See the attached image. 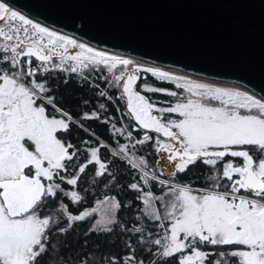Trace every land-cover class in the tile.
<instances>
[{
  "label": "snow or ice",
  "instance_id": "snow-or-ice-1",
  "mask_svg": "<svg viewBox=\"0 0 264 264\" xmlns=\"http://www.w3.org/2000/svg\"><path fill=\"white\" fill-rule=\"evenodd\" d=\"M0 22V264H44L51 258L54 249L50 234L58 220L41 213L50 198L64 192L56 180L65 181L60 173L73 167L78 151L71 143L58 139L57 133L68 132L72 125L83 127L69 112L56 106L47 80H37V74L44 76L59 70L88 79L85 70L101 68L113 77V87L122 88L120 98H126L127 114L139 125L134 130H150L167 138H154L145 131L135 144L152 142L159 152L168 154L178 172L187 171L197 161L216 169L225 157L242 158V164L229 159L209 177L213 181L210 187L196 189L161 180L148 170L144 157L137 158L127 143L120 145L112 152L114 157L125 159L137 169L145 186L154 181L167 189L157 197L144 192L140 183L129 185L144 192V215L159 222L163 235L152 239V233L143 226L125 229L118 224L114 211L96 221L91 230L111 233V226L118 225L121 231L139 233L138 243L157 246L154 255L175 257L178 264H230L232 258H236V264H264V98L156 67L142 69L133 59L110 55L34 22L4 0H0ZM70 49L77 51L73 54ZM33 58L39 62L35 67ZM141 69L161 81L174 83L184 94L146 82L137 91L134 86L142 79L138 75ZM101 78L106 80L108 76ZM143 91L163 93L175 97L176 102L165 101L167 106L159 107ZM45 103L59 116H50ZM169 114H178L180 119L165 120ZM83 118L99 117L85 113ZM115 131L125 135L123 128ZM127 137L131 139L132 132H127ZM89 151L90 158L79 165L67 184L75 186L89 164L99 166L97 176L108 172L110 162L100 159V147ZM222 180L230 183L221 185ZM69 195L74 202L81 199L75 191ZM108 199L113 201V210L121 207L114 197ZM60 211L69 223L58 231L66 233L72 222L85 220L97 209L72 215L62 205ZM201 246L234 247L210 259L215 254L202 251ZM126 247V257H111L107 264H144L136 257L131 239ZM80 264L87 262L82 259Z\"/></svg>",
  "mask_w": 264,
  "mask_h": 264
},
{
  "label": "trees",
  "instance_id": "trees-1",
  "mask_svg": "<svg viewBox=\"0 0 264 264\" xmlns=\"http://www.w3.org/2000/svg\"><path fill=\"white\" fill-rule=\"evenodd\" d=\"M86 72L88 79L71 74H59L58 72L49 74L47 77L36 76L37 80H47V84L51 88L49 95L55 98L56 106L69 112L74 120L83 125V127L72 125L68 132H58V136L63 142L71 143L78 150L77 156L72 162L73 167L69 168L66 173L69 175L68 178H72L77 173L79 165L86 163L87 159L90 158L89 150L91 148L100 147V159L106 163L110 162L108 163V172L103 176L96 175L98 165L89 164L85 172L79 174L80 179L75 186L67 183L62 185V181L56 180L64 192L58 193L55 198H50L49 203L41 213V215H52L54 220H58L50 234V243L54 250L51 253V258L46 259L44 264H80L82 259L86 260L87 264H107L111 257L119 259L129 254V249L126 247L129 239H131L132 247L135 249L136 257L143 260L144 264H152L153 261L156 264H169V260L170 264H178L175 257L161 258L154 255L157 252V246L138 243L139 233L121 231L118 225L111 226L113 228L111 233L92 231L91 229L96 223L95 215L87 217L83 221L72 222V227L66 233L58 231L60 228L67 227L69 223L67 217L60 211L62 205H66L67 211L72 215H80L85 211L94 209L96 204L104 202L106 198L114 197L121 205L117 215L118 224L124 225L125 229L143 226L147 232L152 233V239L163 235V230L158 228L159 222L144 215L145 205L142 197L144 192L149 191L158 197L167 189L154 181L150 182V186H145L137 169L132 168L125 159L112 155L114 150L126 143L129 145L130 152L137 158L144 157L148 161L150 172H155L163 179H169L170 182L176 184L206 187L205 182L208 173L204 172L208 170V165L203 162L198 161L195 165L189 166L187 171L165 178L158 168L160 157L152 142L143 145L136 144L135 147L130 146L132 140L142 139L145 131L134 130L139 125L127 114L126 99L120 98L121 88L113 87L112 76L107 73L106 69L87 70ZM105 75L108 76L106 80L101 78ZM141 78L137 91H141V85L146 82L149 86L184 94L183 90L177 89L174 83L161 81L153 77L151 73L144 72L141 74ZM101 93H106V95H101ZM142 94L157 102L159 107L167 106L163 103L165 101L173 104L176 102L175 97L163 93L143 91ZM108 97L112 99H108ZM85 113L89 115L95 113L99 118L84 119ZM170 115L172 114L166 115L165 120L170 119ZM116 128H123L125 135H118L115 131ZM127 132H132L131 139L127 137ZM149 135L154 138L159 136L155 133ZM108 173H111V176ZM132 183H140L144 192L131 189L129 185ZM73 191L81 197L78 202H74L69 195ZM233 247L215 246L214 248L219 253L220 251L230 252ZM148 248H151V251H147ZM218 253H214V257L210 259L219 258ZM230 264H236V258H232Z\"/></svg>",
  "mask_w": 264,
  "mask_h": 264
},
{
  "label": "water",
  "instance_id": "water-1",
  "mask_svg": "<svg viewBox=\"0 0 264 264\" xmlns=\"http://www.w3.org/2000/svg\"><path fill=\"white\" fill-rule=\"evenodd\" d=\"M4 2L34 22L97 49L139 57L159 69L178 68L240 84L264 98V0ZM158 154L168 160L167 153ZM166 169L165 178L176 171L172 161Z\"/></svg>",
  "mask_w": 264,
  "mask_h": 264
},
{
  "label": "flooded vegetation",
  "instance_id": "flooded-vegetation-1",
  "mask_svg": "<svg viewBox=\"0 0 264 264\" xmlns=\"http://www.w3.org/2000/svg\"><path fill=\"white\" fill-rule=\"evenodd\" d=\"M38 103H41L40 101H38ZM45 107H46V109H47V112H48V114L50 115V116H53V115H55V116H59V114L57 113V112H55L54 110H53V107L51 106V105H48V104H46L45 103V105H44ZM58 107V106H57ZM59 108V107H58ZM174 131H175V129H173ZM57 138L58 139H61L60 138V136H58V133H57ZM163 139V138H162ZM165 140H167V139H165ZM160 157V156H159ZM165 158H166V154H165V156H164V158L163 157H160V159H159V161H160V169L162 170V173L164 174L165 172H166V168H167V166H168V164H169V161L168 160H165ZM229 159H231V161L234 163V164H242V158L240 159V158H230V157H226L225 159H224V161H221V162H219L218 164H217V166H216V169H213L211 166H209L208 165V170L207 171H205L204 173H208L207 175H206V187H202L201 189H203V188H207V187H210L212 184H213V181L211 180V179H209V177H211L215 172H216V170L217 169H222V165H223V163L224 162H226V161H228ZM198 162V161H197ZM189 166H191V165H189ZM67 172H62L61 174H64L63 176L65 177V180L68 178V174H66ZM173 173H175V174H179V172L178 171H174ZM203 173V174H204ZM60 174V175H61ZM58 180V179H57ZM56 183H58L57 181H56ZM220 183H221V185H224V184H229L230 182L229 181H227V180H222V181H220ZM59 184V183H58ZM62 185H66V181H62ZM221 190H223V188L221 189ZM58 193H60V192H58ZM57 193V194H58ZM215 246H201V250L202 251H206V252H210V253H218L217 251H215V248H214ZM179 255V254H178ZM212 257H214V256H212ZM211 258V257H210Z\"/></svg>",
  "mask_w": 264,
  "mask_h": 264
},
{
  "label": "bare ground",
  "instance_id": "bare-ground-1",
  "mask_svg": "<svg viewBox=\"0 0 264 264\" xmlns=\"http://www.w3.org/2000/svg\"><path fill=\"white\" fill-rule=\"evenodd\" d=\"M124 56H126L127 58H130V59H133L134 61H136L141 66L146 65V67H150V66H148L149 63H146V61H144L143 59H141L139 57L135 58V57H133L132 55H129V54H126ZM162 69L173 71L172 74H175L177 76H186V77H188L191 80H195V81H198V82H201V83H207V84H212V85H221V86H224V87H231V88H234V89H237V90H240V91H246L249 94H253V95H255L258 98H262L258 93L254 92V91H250L246 87H244V86H242L240 84L235 85V83H233V82H228V81L222 82V81H219V80H213L212 81V80H209L208 78H205V77H202V76L198 77L197 75H195V74H193L191 72H188V71L185 72L184 70L178 69V68L171 69L170 67H167V68H162ZM174 72H178V73H174ZM160 157H162V156H160ZM165 160H166V158H165Z\"/></svg>",
  "mask_w": 264,
  "mask_h": 264
},
{
  "label": "rangeland",
  "instance_id": "rangeland-1",
  "mask_svg": "<svg viewBox=\"0 0 264 264\" xmlns=\"http://www.w3.org/2000/svg\"><path fill=\"white\" fill-rule=\"evenodd\" d=\"M125 58H127L126 56H124ZM150 67H153V66H150ZM143 68H147L146 67V65H143L142 66V69ZM157 68V67H156ZM141 69V71L139 72V74H142V73H144V71ZM162 71H168V72H170L171 74L173 73V71H169V70H165V69H161ZM87 70H85V72H86ZM174 73H178V72H174ZM173 75H175V74H173ZM177 76V75H176ZM111 83L113 84V77L111 78ZM212 85V84H211ZM213 86H216V87H224V86H221V85H213ZM228 86V85H227ZM224 88H231V87H224ZM232 89H234V88H232ZM121 92H122V88H121ZM258 98V97H257ZM169 118L170 119H180V117L178 116V114H172V115H170L169 116ZM162 139V138H161ZM160 161H159V163H158V168H159V170H161L160 169ZM160 166V167H159ZM161 172H162V170H161ZM157 176H158V174H156ZM164 175V174H163ZM159 178L161 179V180H167V181H169L170 182V180L169 179H163L162 178V176H159ZM170 183H172V184H176V183H173V182H170ZM193 188H196V189H201V187H194L193 186ZM112 203H113V201L111 200V199H108V200H105L104 202H99L98 204H96V206H95V208L94 209H97V211H95V212H93L92 213V215H95V221H98V220H100L106 213H111V212H113L114 211V215H115V219L117 220V215H118V210L119 209H115V210H113L112 208H111V205H112ZM156 203V206L157 207H159V204H160V202L159 201H156L155 202ZM92 215H90L89 217H92ZM204 247V246H203Z\"/></svg>",
  "mask_w": 264,
  "mask_h": 264
},
{
  "label": "built area",
  "instance_id": "built-area-1",
  "mask_svg": "<svg viewBox=\"0 0 264 264\" xmlns=\"http://www.w3.org/2000/svg\"><path fill=\"white\" fill-rule=\"evenodd\" d=\"M3 22H0V24H2ZM87 45H89V44H87ZM89 46H91V47H94V46H92V45H89ZM95 48V47H94ZM97 49V48H96ZM97 50H100V51H104V52H107L108 54H110V55H119V56H121L120 54H118V53H116L115 51H108V50H106V49H97ZM75 51H77V50H75V49H70V52L71 53H75ZM39 62H37V61H35V59L33 58V67H35V66H37V64H38ZM55 72H58L59 74H61V73H65V74H71L72 76H74V75H76V76H78V77H81L80 75H78V74H74V73H66V72H63V71H59V70H55V71H52V72H50V73H47V74H45L44 76H42V77H47V76H49V74H53V73H55ZM37 76H41L40 74H37ZM84 76L85 77H88V74H87V72H85L84 73ZM82 78V77H81ZM133 136V135H132ZM135 141L136 140H132L131 142H130V146H132L133 147V144H135ZM136 145V144H135Z\"/></svg>",
  "mask_w": 264,
  "mask_h": 264
}]
</instances>
